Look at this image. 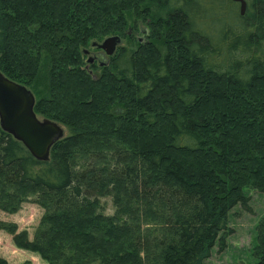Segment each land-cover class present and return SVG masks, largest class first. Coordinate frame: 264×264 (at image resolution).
<instances>
[{
    "label": "trees",
    "instance_id": "1",
    "mask_svg": "<svg viewBox=\"0 0 264 264\" xmlns=\"http://www.w3.org/2000/svg\"><path fill=\"white\" fill-rule=\"evenodd\" d=\"M245 1L0 0V71L65 129L39 161L0 127V210H43L31 238L0 221L17 247L47 264H204L225 247L230 209L264 193V0ZM256 234L264 264V219Z\"/></svg>",
    "mask_w": 264,
    "mask_h": 264
},
{
    "label": "rangeland",
    "instance_id": "2",
    "mask_svg": "<svg viewBox=\"0 0 264 264\" xmlns=\"http://www.w3.org/2000/svg\"><path fill=\"white\" fill-rule=\"evenodd\" d=\"M142 37V36H141ZM125 44V41L119 44ZM95 59V63L107 61V55L101 49L91 50L87 55ZM62 126V125H61ZM63 127V126H62ZM64 134L65 129L63 127ZM246 195L249 201L246 204L238 203L228 213V228L231 232L225 238V247L220 248L215 244L204 264H255L256 257L254 247L256 245V226L264 219V193L247 187ZM107 213L112 212V204L105 200ZM43 213L41 207L31 202H25L14 213L0 210V221L14 223L17 232L27 230L31 238L34 228L37 226ZM0 257L6 264H47L38 254L17 247L12 241V235L0 230Z\"/></svg>",
    "mask_w": 264,
    "mask_h": 264
},
{
    "label": "water",
    "instance_id": "3",
    "mask_svg": "<svg viewBox=\"0 0 264 264\" xmlns=\"http://www.w3.org/2000/svg\"><path fill=\"white\" fill-rule=\"evenodd\" d=\"M239 3L240 14L246 9L245 0H232ZM120 38L106 37L96 46L111 56ZM95 45V43H93ZM87 54V51H84ZM92 57H88L90 63ZM35 98L25 85L17 83L0 71V127L19 140L39 161H47L51 146L64 136L63 127L56 121L40 118L34 112Z\"/></svg>",
    "mask_w": 264,
    "mask_h": 264
},
{
    "label": "flooded vegetation",
    "instance_id": "4",
    "mask_svg": "<svg viewBox=\"0 0 264 264\" xmlns=\"http://www.w3.org/2000/svg\"><path fill=\"white\" fill-rule=\"evenodd\" d=\"M100 65L102 64V63H99Z\"/></svg>",
    "mask_w": 264,
    "mask_h": 264
}]
</instances>
